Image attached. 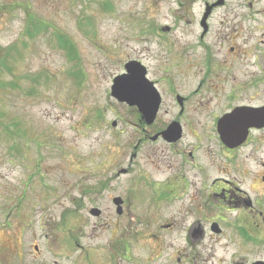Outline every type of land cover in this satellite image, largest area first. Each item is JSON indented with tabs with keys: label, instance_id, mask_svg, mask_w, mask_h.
<instances>
[{
	"label": "rangeland",
	"instance_id": "rangeland-1",
	"mask_svg": "<svg viewBox=\"0 0 264 264\" xmlns=\"http://www.w3.org/2000/svg\"><path fill=\"white\" fill-rule=\"evenodd\" d=\"M183 1L0 0V264L99 261L107 232L95 227L117 221L110 217L111 199H125L128 216L152 210L148 200L159 189L152 182L168 175L170 153L160 154L167 151L162 144H136L134 108L115 99L110 90L127 67L138 60L151 67L153 58L163 55L162 47L175 41H186L193 58L204 55L197 42L203 3L213 8L219 0H186V16L178 10ZM224 2L205 20L211 26L205 38L210 49L219 36L236 30L238 45L247 40L263 51L264 0ZM236 7L235 15H225ZM221 25L228 29L222 31ZM162 31L169 36L161 43ZM57 36L72 44L75 61L58 46ZM214 49L218 51L213 48L212 53ZM247 65L237 68L247 70ZM162 114L160 121L168 119ZM122 169L126 174H118ZM170 196L177 199L178 193ZM162 206L159 215H181L183 198ZM93 207L101 210L99 218H91ZM73 216L81 228V249L56 251L70 249L66 241L72 233L70 220L76 221ZM179 231L165 238L172 264H186L184 234ZM132 248L133 264L138 263L147 252L139 255Z\"/></svg>",
	"mask_w": 264,
	"mask_h": 264
},
{
	"label": "flooded vegetation",
	"instance_id": "flooded-vegetation-1",
	"mask_svg": "<svg viewBox=\"0 0 264 264\" xmlns=\"http://www.w3.org/2000/svg\"><path fill=\"white\" fill-rule=\"evenodd\" d=\"M183 2L178 10L186 16L189 10L186 0ZM203 4L205 12L207 2ZM225 4L211 8L210 14ZM237 10L228 8L225 15H235ZM221 27L222 31L228 29L225 24ZM210 29L207 24L198 35V46L204 51L200 58L186 52L190 46L186 41H175L162 47L163 55L155 56L151 67L137 61L160 103L152 120L134 107L139 130L136 144L151 148L162 144L159 147L167 153L160 154L170 153L168 175L152 182L159 187L158 195L147 199L152 210H140L145 215H126L125 199L116 196L121 199L119 214L115 197L109 201L114 208L110 217L117 221L96 225V231L107 232L106 249L98 255L99 261L88 259L86 264H133L136 253H129L132 247L139 255L147 252L134 264H157L161 257L160 264H172V254L165 253V238L177 228L184 234L186 264H264V50H257L247 40L238 45L239 35L233 30L216 36L213 48L218 51L212 53L205 39ZM168 36L162 31L160 42ZM245 62L247 70H238V64ZM162 113L168 119L160 121ZM170 127L174 132L164 136ZM177 130L179 138L175 139ZM122 170L126 174V169ZM141 183L149 181L142 179ZM190 190L192 194L187 196ZM172 191L178 193L177 199L170 198ZM179 196L183 198L181 215H159L163 203L182 201ZM148 211L154 215H147ZM101 215L99 210L91 218ZM72 218L77 222L70 220V229L66 227L72 232L66 241L70 249L56 251L81 249L78 217ZM95 237L100 239L99 234ZM33 250L40 252L35 245Z\"/></svg>",
	"mask_w": 264,
	"mask_h": 264
},
{
	"label": "water",
	"instance_id": "water-1",
	"mask_svg": "<svg viewBox=\"0 0 264 264\" xmlns=\"http://www.w3.org/2000/svg\"><path fill=\"white\" fill-rule=\"evenodd\" d=\"M222 1L219 0L217 4H222ZM205 16L202 22H204ZM110 94L118 101L130 107H138L145 118L150 120L154 118L160 103L158 95L151 84L145 79L144 73L137 69L136 64L127 67L126 74L119 75L113 80ZM173 132L174 127H170L164 133V136H171ZM177 138H179V130H177L175 139Z\"/></svg>",
	"mask_w": 264,
	"mask_h": 264
},
{
	"label": "trees",
	"instance_id": "trees-1",
	"mask_svg": "<svg viewBox=\"0 0 264 264\" xmlns=\"http://www.w3.org/2000/svg\"><path fill=\"white\" fill-rule=\"evenodd\" d=\"M31 22V21H30ZM38 28V26L36 27ZM27 35L29 37H33L34 34H31L29 31L27 32ZM57 42H58V46L61 47L65 52H66V55L68 57V59L70 61H75V57L73 56V53H74V48L72 46V44H70L66 39H64L62 36H57ZM77 59V58H76ZM74 76L76 77H79V73L76 71V73H73Z\"/></svg>",
	"mask_w": 264,
	"mask_h": 264
}]
</instances>
